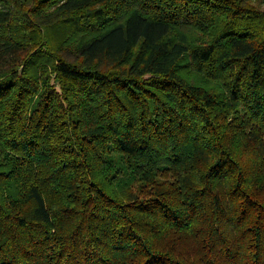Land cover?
I'll return each mask as SVG.
<instances>
[{
  "label": "trees",
  "instance_id": "1",
  "mask_svg": "<svg viewBox=\"0 0 264 264\" xmlns=\"http://www.w3.org/2000/svg\"><path fill=\"white\" fill-rule=\"evenodd\" d=\"M264 0H0V264H264Z\"/></svg>",
  "mask_w": 264,
  "mask_h": 264
},
{
  "label": "rangeland",
  "instance_id": "2",
  "mask_svg": "<svg viewBox=\"0 0 264 264\" xmlns=\"http://www.w3.org/2000/svg\"><path fill=\"white\" fill-rule=\"evenodd\" d=\"M256 2L259 3V0H256ZM261 7L264 8V4Z\"/></svg>",
  "mask_w": 264,
  "mask_h": 264
}]
</instances>
